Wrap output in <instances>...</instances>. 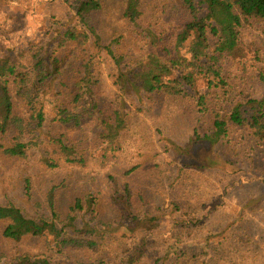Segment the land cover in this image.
I'll return each instance as SVG.
<instances>
[{"label":"trees","instance_id":"trees-1","mask_svg":"<svg viewBox=\"0 0 264 264\" xmlns=\"http://www.w3.org/2000/svg\"><path fill=\"white\" fill-rule=\"evenodd\" d=\"M18 1L20 6L13 13L8 6L0 8V35L8 37L0 36V160L8 158L27 167L22 172V203L18 208L1 206V197L6 195L1 180L8 172L0 167V214L13 211L19 220L17 224L13 218L0 217L1 237L4 243L11 244L27 243L33 239L26 237H35L40 248L34 252L18 248L11 256L2 250L0 264H212L207 261L212 245H227L218 240L227 226L218 232L204 230L201 217L208 214L203 206L198 209L189 205L196 212H185V205L172 200L173 216L161 206L154 212L142 211L138 209L142 201H136L142 197L134 194L133 184L129 180L119 184L113 178L105 195H77L61 219L58 199L65 182L49 186L36 198L30 173L35 164L45 171L63 166L86 167V152L71 140L72 132L80 131L95 111L99 113L97 127L91 129L95 147L102 151L109 147L112 152L103 154V160L115 156L117 150L125 151L120 144L128 117L123 111L124 98L119 109L106 107L105 111L95 95L101 58L113 65L112 84L132 102L147 99L133 98L138 94H163L188 103L195 116L190 141L201 148L195 153L190 144L182 147L171 138H162L178 156L195 159L187 166L226 171L224 179L247 169L237 160L212 155V149L240 146L248 139L264 148V93L259 97L237 96L244 93L237 84L242 85V75L251 69L264 83V74L257 69V45L247 36L254 26L264 33V0H162L164 3H155L151 12L165 15L160 23L147 19L149 2L121 0L120 19L131 28L130 43L125 42L123 47L119 39L126 35L104 41L100 30L103 0ZM55 2L65 10L64 27H59L61 17L51 14L31 34L30 45L25 42L26 35L21 37L22 44L16 43V36L32 23L34 7L47 9ZM136 46L139 55L134 53ZM128 49H132L131 56ZM63 76L76 79L68 98H61L68 91L62 88ZM203 122L206 126L201 125ZM54 127L69 131L51 135ZM131 140L130 136L127 143L135 148ZM207 146L210 150L206 152ZM137 155L136 160L141 154ZM141 160L131 162L124 175L130 176L136 168L143 167ZM43 204L48 214L38 213ZM179 211L185 212V218L163 229L165 220L173 219ZM81 219L78 229L76 222ZM162 233L165 245L156 242L161 249L149 260L147 241ZM184 234L191 238L189 244L182 240ZM49 237L54 238L49 241ZM76 252L97 254L98 258H72ZM232 264L245 261L233 260Z\"/></svg>","mask_w":264,"mask_h":264},{"label":"rangeland","instance_id":"rangeland-1","mask_svg":"<svg viewBox=\"0 0 264 264\" xmlns=\"http://www.w3.org/2000/svg\"><path fill=\"white\" fill-rule=\"evenodd\" d=\"M145 1L146 3L149 2L147 4V9L149 10L147 19L151 23H160V19L165 17V15L153 14L151 12H153L155 3L164 2L162 0ZM103 4L100 30L104 34V41L108 43L112 38L126 35L127 37L119 39L121 47H123L125 46V42H129L128 38L129 34H131V28L120 19L121 0H103ZM4 6H8V9L13 13L19 8L20 1L0 0V8ZM64 13V8H61L59 3L56 2L47 9H35L34 7L33 21L22 34L16 36V43L22 44L21 37L24 35H26L25 42H30L31 34L51 14L57 15L58 18L61 17L59 27L63 28L67 23L66 18L63 17ZM0 36L1 38L8 39L4 35ZM247 36L254 42L255 46L257 45L260 56V61L258 64L256 63L257 69L264 74V33L261 28L254 26L247 31ZM54 42H57V39ZM31 43H28V45ZM128 50L131 56L132 49ZM134 51L136 55L140 54L137 46L134 47ZM112 74L113 65L111 62L106 58H101L99 74L97 76L100 82L97 84L95 95L101 99L100 103L105 107L100 108H103L105 111L106 107L109 110H112L113 107L114 109H119L120 100L124 98L125 102L122 106H125V110L123 111L127 112L128 117L127 126L122 132L120 144L125 146V151L120 152L117 150L114 152L115 156H110L109 159L103 160V154H110L112 152L109 151V147L105 151L96 149L97 147H95V140L91 133V129L95 128V126L97 127L96 119L99 113L95 111L94 117L85 122L80 131L72 132L74 137L71 140L79 148H84L86 152L88 159L87 166L82 169L63 166L55 171H45L41 165L35 164V169H32L30 174L33 177L34 192H37L36 198H39L49 186L65 182L59 192L60 197L58 199L59 211L62 213L60 215L61 219H63L68 204L77 195H82L85 192L95 195H105L110 179H116V181H119V184L124 182V180H129L133 184L134 194L142 197L141 200L136 198V201H142L140 204L138 202V209L142 211L150 210L154 212L157 207L161 206L166 207V209L164 208L166 214L173 216L170 214L172 209L171 201L177 200L181 206L185 205V208H187L185 212L189 210L196 212V210L190 209L189 205H194L198 209L200 206H203L207 210L206 214H208V217H201L204 230L208 231L211 229L218 232L221 228L227 226L225 233L218 238L219 242L226 243L227 245L224 247L212 245L210 257L207 261L212 264H232L233 260H242V262L245 261V264H264V173L261 174V172H264V148L256 144L253 139H248L246 142L243 141L240 146L236 147L225 145L220 148H213L212 155L216 153L225 159L237 160L241 163V166L247 168L227 179L222 178L226 176V171L199 169L196 165L187 166L189 163L194 164L196 162L195 159L192 156H178L165 146L162 138H171L182 147L190 144L191 150L195 153L201 148V146L190 141L195 116L189 110L188 103L173 100L171 97L163 94L150 95L149 97H140L138 94L133 96V98L147 99H135L132 102L126 94L122 95L120 89L112 84ZM242 76L244 82L242 85L238 83L237 86L244 93H237V96L241 97L244 94H251L252 97L262 96L264 93V83L260 82L257 71L251 69L249 73ZM61 81L64 84L62 88L68 90L62 93L61 98H68L70 91H72L76 84V79L63 76ZM198 86L201 88V84ZM168 98L170 100H167ZM62 102L68 104L67 100L64 99H62ZM201 125L206 126L204 122ZM157 130H161L162 133L158 134ZM64 131L68 132L69 130L54 127L51 135ZM237 135L239 136V134ZM130 136L132 137L131 143L135 148L130 147L127 143ZM209 150L210 147L207 146L206 152ZM137 153L141 154L137 160L143 159L141 160L143 167L136 168L130 176H125L124 172L132 165L131 162L137 163ZM249 157L252 159L250 160ZM249 165L250 167L248 168ZM0 167L2 170L4 169L8 172V176H3L1 180V184L3 183L4 186L3 191L6 190V195L1 197V206L18 208L22 203V176L25 173L22 172L27 166L22 162L4 158L0 160ZM180 167L183 169H180ZM222 187H225V189L221 190ZM42 202L43 199L40 203L42 204ZM29 212L31 215H35L34 211L29 210ZM40 212H42L41 214H48L47 205L43 204L41 211H38V213L40 214ZM185 212L181 214L179 211L173 219L168 218L165 220L163 229L170 228L174 220L185 218ZM20 213L22 214V211ZM6 216L13 218L17 224L19 223L18 215H15L13 211L0 214L1 218H5ZM76 226L78 229L82 226V219L76 222ZM2 227L1 220L0 251L4 250L11 256L13 255L12 252H16L18 248L32 252L39 250V242L36 241L38 239H34L35 237H26L28 240H33H29V242L23 244L21 242L4 243L1 237ZM199 233L203 235L202 231ZM50 234L54 235V233H49V236ZM164 236L162 233L147 241V258L149 260L153 259L156 256V252L161 249V246L156 242H161L165 245ZM226 237L227 240L225 239L224 241L223 239ZM53 238L49 237V241H52ZM182 240L189 244L191 238L188 237V234H184ZM5 247L10 250L7 251ZM193 249L198 250L195 247ZM242 254L243 257L241 256ZM72 258L95 260L98 258V255H87L84 252H76L72 255ZM186 261L185 259L183 262L186 263Z\"/></svg>","mask_w":264,"mask_h":264}]
</instances>
